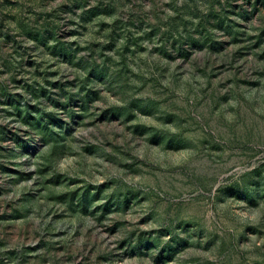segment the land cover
<instances>
[{
	"label": "rangeland",
	"instance_id": "rangeland-1",
	"mask_svg": "<svg viewBox=\"0 0 264 264\" xmlns=\"http://www.w3.org/2000/svg\"><path fill=\"white\" fill-rule=\"evenodd\" d=\"M0 264H264V0H0Z\"/></svg>",
	"mask_w": 264,
	"mask_h": 264
}]
</instances>
